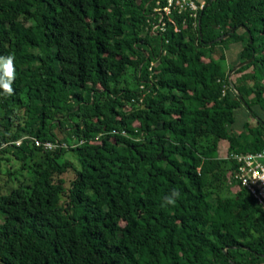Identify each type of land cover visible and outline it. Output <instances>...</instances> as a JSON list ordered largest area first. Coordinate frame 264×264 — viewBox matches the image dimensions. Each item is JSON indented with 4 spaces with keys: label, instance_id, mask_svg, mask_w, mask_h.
Segmentation results:
<instances>
[{
    "label": "trees",
    "instance_id": "16d2710c",
    "mask_svg": "<svg viewBox=\"0 0 264 264\" xmlns=\"http://www.w3.org/2000/svg\"><path fill=\"white\" fill-rule=\"evenodd\" d=\"M205 1L0 0V264H264V0Z\"/></svg>",
    "mask_w": 264,
    "mask_h": 264
},
{
    "label": "built area",
    "instance_id": "2783aa9c",
    "mask_svg": "<svg viewBox=\"0 0 264 264\" xmlns=\"http://www.w3.org/2000/svg\"><path fill=\"white\" fill-rule=\"evenodd\" d=\"M168 3L164 8H156V11L161 14L160 20L153 26V32L160 29L165 31L166 21L165 16H170L173 12L181 14L184 11H191L194 17H197L199 10H204L206 7L205 0H167ZM173 22V20L170 19ZM177 30V29H176ZM155 64L152 65L153 71ZM145 88V87H144ZM24 139L15 143L16 146H22ZM33 145L41 147L44 150L55 151L62 147H67L65 143L59 142H41L37 139H33ZM240 164L239 171L236 177L242 185L246 186L251 193L259 200L264 207V150L258 153H248L243 155H236Z\"/></svg>",
    "mask_w": 264,
    "mask_h": 264
},
{
    "label": "rangeland",
    "instance_id": "374dc122",
    "mask_svg": "<svg viewBox=\"0 0 264 264\" xmlns=\"http://www.w3.org/2000/svg\"><path fill=\"white\" fill-rule=\"evenodd\" d=\"M241 47H237V45H234V46H232V48L227 52V54H228V56H229V62L228 63H230V64H232L235 60H237V54H239L240 53V51H241ZM238 63V62H237ZM234 64H236V63H234ZM240 64H242V63H240ZM240 64H238V65H240ZM237 65V66H238ZM236 66V67H237ZM225 67H226V69L228 70V68L230 67V65H228L227 63L225 64ZM235 67V68H236ZM234 68V69H235ZM238 76L239 75H237L236 73H231V79H232V81H236V79L238 78ZM240 77V76H239ZM245 120V117H243L242 118V120H240V122H239V118H238V124L240 125L239 127H242V123H243V121ZM250 123H252L253 125H257V123H256V121L255 120H253V119H251V118H248L247 119ZM61 136V135H60ZM228 148H229V143L228 142H226V141H224V142H222L221 143V145H220V155H221V157H227V155H228ZM76 160V159H75ZM70 177V176H69ZM235 189V188H234Z\"/></svg>",
    "mask_w": 264,
    "mask_h": 264
},
{
    "label": "clouds",
    "instance_id": "9594fccd",
    "mask_svg": "<svg viewBox=\"0 0 264 264\" xmlns=\"http://www.w3.org/2000/svg\"><path fill=\"white\" fill-rule=\"evenodd\" d=\"M2 67L4 69V77H0V87H2L6 92L12 91V79H13V69H12V57L9 56L6 60H3ZM175 196H179V192L173 190L172 196H169L168 202L170 203Z\"/></svg>",
    "mask_w": 264,
    "mask_h": 264
},
{
    "label": "water",
    "instance_id": "95a60500",
    "mask_svg": "<svg viewBox=\"0 0 264 264\" xmlns=\"http://www.w3.org/2000/svg\"><path fill=\"white\" fill-rule=\"evenodd\" d=\"M236 31H237V29H234V30H233V33H235ZM224 38H226V36L223 37V38H221L220 40L222 41ZM251 62H252V60H248V61L243 62L242 64L238 65V66L232 71V74H233V73H236V71H238L240 68H242V67H244V66L250 64ZM230 77H231V75H230Z\"/></svg>",
    "mask_w": 264,
    "mask_h": 264
},
{
    "label": "crops",
    "instance_id": "0c3cea01",
    "mask_svg": "<svg viewBox=\"0 0 264 264\" xmlns=\"http://www.w3.org/2000/svg\"><path fill=\"white\" fill-rule=\"evenodd\" d=\"M222 142H224V141H222ZM227 142V141H226Z\"/></svg>",
    "mask_w": 264,
    "mask_h": 264
}]
</instances>
